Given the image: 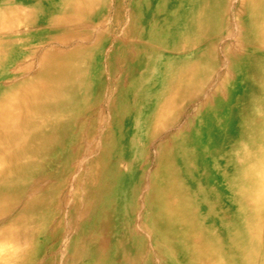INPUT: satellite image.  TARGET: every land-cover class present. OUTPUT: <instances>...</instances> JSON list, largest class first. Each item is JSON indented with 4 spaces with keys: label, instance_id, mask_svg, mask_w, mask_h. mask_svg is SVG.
Instances as JSON below:
<instances>
[{
    "label": "bare ground",
    "instance_id": "6f19581e",
    "mask_svg": "<svg viewBox=\"0 0 264 264\" xmlns=\"http://www.w3.org/2000/svg\"><path fill=\"white\" fill-rule=\"evenodd\" d=\"M44 1L0 4V264H264V0Z\"/></svg>",
    "mask_w": 264,
    "mask_h": 264
},
{
    "label": "rangeland",
    "instance_id": "374dc122",
    "mask_svg": "<svg viewBox=\"0 0 264 264\" xmlns=\"http://www.w3.org/2000/svg\"><path fill=\"white\" fill-rule=\"evenodd\" d=\"M11 2V4H14V5H25V2H23L24 0H10ZM45 3L43 4V3H41V4H39L40 6H37V10H38V12H41V8L43 9V10H45V5L47 4V3H49L50 2V0L49 1H44ZM54 3H56V0H54L53 1ZM21 3H24V4H21ZM0 4H1V0H0ZM3 5H5V6H8V3H3ZM44 5V6H43ZM233 4H230L229 5V7H228V11H227V16L229 15V18L231 19L232 18V20H235V18H236V20H237V17H235V12H236V5L234 4L233 6H232ZM46 6H48V4L46 5ZM40 7V8H39ZM36 10V11H37ZM173 9H171V3H169L167 6H166V8H165V12H164V14H162V18H164V16H166V17H168L169 18V13H171V11H172ZM231 10V11H230ZM233 11V12H232ZM38 12H37V14H38ZM112 12V9H110V13ZM232 12V13H231ZM167 18V19H168ZM159 21H162V19H160ZM166 21V20H165ZM169 21L170 22H173V19H169ZM175 26V25H174ZM21 30H23V27H24V24H21ZM25 28V27H24ZM180 28V27H179ZM181 29V28H180ZM174 31V30H173ZM175 32V31H174ZM237 32V31H236ZM223 35L225 34L224 32L222 33ZM171 38H173L172 37V35L170 34V35H167V42L168 43H172V41H170V39ZM220 50H222V51H220ZM218 53V54H217ZM149 54H151V53H149ZM216 54V55H215ZM224 49H223V46L221 45V44H219L218 46H217V50H215V52H214V57H215V61H216V67L214 68V70H213V72H212V76H211V79L209 80V82H207V84L205 85V88H204V91H203V93L201 94V96H200V98L197 100L198 102H200V101H203V99L201 100V98L203 97H205V96H208L209 95V93H210V90L212 89V87L214 88V87H216V85L218 84V81L222 78L221 76H223L224 77V75H226L227 74V71H228V64L227 63H225V61H223L224 59L222 58V57H225L224 55ZM193 55H194V53H193ZM219 56V58H218V56ZM179 56H181V55H179ZM178 55L176 56V58H178V59H181V58H184V57H182L181 56V58L179 57ZM192 56V55H191ZM217 57V58H216ZM222 59V60H221ZM219 60V61H218ZM220 67H221V69H220ZM216 68H218V69H216ZM220 69V70H219ZM2 70V67H0V71ZM90 74H92V73H90ZM89 79L90 80H92V78H91V76H89ZM218 79V80H217ZM139 84V82H136V86ZM210 84H212V85H210ZM206 87H207V89H206ZM136 89H138V86L137 87H135ZM211 88V89H210ZM149 90H150V88H148ZM135 91H137V90H135ZM134 91V93H136ZM206 91L208 92L207 94H206ZM205 94V95H204ZM156 95V91L153 93V95H151V96H155ZM145 102V99H143V103ZM262 242H264V234H263V239H262ZM259 264V263H258Z\"/></svg>",
    "mask_w": 264,
    "mask_h": 264
}]
</instances>
